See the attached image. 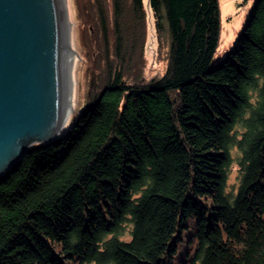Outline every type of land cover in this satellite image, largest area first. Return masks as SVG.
<instances>
[{"label": "trees", "instance_id": "obj_1", "mask_svg": "<svg viewBox=\"0 0 264 264\" xmlns=\"http://www.w3.org/2000/svg\"><path fill=\"white\" fill-rule=\"evenodd\" d=\"M87 1L108 74L0 177V264H264V0L217 62L219 0ZM149 13L169 63L133 84Z\"/></svg>", "mask_w": 264, "mask_h": 264}, {"label": "water", "instance_id": "obj_2", "mask_svg": "<svg viewBox=\"0 0 264 264\" xmlns=\"http://www.w3.org/2000/svg\"><path fill=\"white\" fill-rule=\"evenodd\" d=\"M78 52L69 0H0V177L74 114Z\"/></svg>", "mask_w": 264, "mask_h": 264}, {"label": "rangeland", "instance_id": "obj_3", "mask_svg": "<svg viewBox=\"0 0 264 264\" xmlns=\"http://www.w3.org/2000/svg\"><path fill=\"white\" fill-rule=\"evenodd\" d=\"M77 40L78 52V90L77 103L74 114L65 122L67 127L75 116L83 110L89 102H93L95 92L104 85V78L107 77L108 60L105 58L104 38L96 28L97 24L89 25L87 0H69ZM255 0H219L221 36L218 47L213 54V62L224 58L227 51L234 45L236 37L240 34L249 9ZM85 8V9H84ZM81 9V10H80ZM150 14V13H149ZM148 30L143 49L140 48L134 60L128 65L124 80L133 84L146 83L148 80L159 77L167 71L169 58V43L165 39L164 46H160L153 25L152 14L149 15ZM113 38V37H112ZM114 39V38H113ZM113 44V41H112ZM114 47V45H113ZM115 52V51H114ZM115 54L113 56V59Z\"/></svg>", "mask_w": 264, "mask_h": 264}]
</instances>
